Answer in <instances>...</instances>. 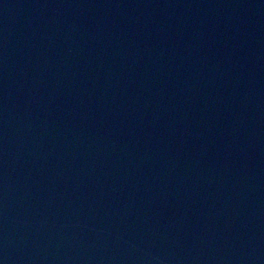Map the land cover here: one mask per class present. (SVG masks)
I'll list each match as a JSON object with an SVG mask.
<instances>
[{"label":"water","instance_id":"water-1","mask_svg":"<svg viewBox=\"0 0 264 264\" xmlns=\"http://www.w3.org/2000/svg\"><path fill=\"white\" fill-rule=\"evenodd\" d=\"M0 264H264V0H0Z\"/></svg>","mask_w":264,"mask_h":264}]
</instances>
